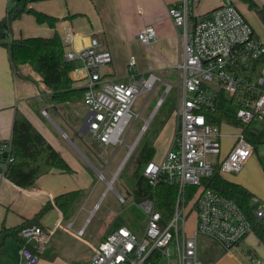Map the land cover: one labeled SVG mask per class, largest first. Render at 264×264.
<instances>
[{
  "label": "built area",
  "instance_id": "built-area-1",
  "mask_svg": "<svg viewBox=\"0 0 264 264\" xmlns=\"http://www.w3.org/2000/svg\"><path fill=\"white\" fill-rule=\"evenodd\" d=\"M196 3L197 0H182L168 11L174 26L181 29L182 41V58L175 67L180 80L176 133L162 161L152 160L143 167V175L150 185L156 186L164 178L177 187L173 214L165 221L153 199L136 202L147 215L143 235L138 236L127 227L114 230L100 243L89 264H163L164 260V264H171L172 251L176 264H204L199 257L200 237L209 238L230 253L252 233V225L239 206L215 191L204 189L202 179L212 177L216 171L222 176L239 173L254 154L241 128L228 122L213 125L209 113L215 111L221 93L233 99L240 87H246L247 97L242 100L244 106L235 109L236 117L247 125L264 118V66L257 84L249 86L243 76L236 74L239 64L249 65L252 60L264 58V43L255 36L252 26L232 0H224L209 18L192 22V8ZM137 40L143 46L155 43V29L143 28ZM61 41L65 61L74 65L68 78L83 89L82 102L86 109L83 123L87 124V133L105 146L124 145L122 137L126 128L133 118L140 116L134 115L131 109L139 95L154 90L160 81L158 76L150 73L135 83L115 81L101 73V69L112 64L113 58L97 38L86 39L69 32L61 36ZM136 64V58L131 56L127 71L132 78ZM254 87L258 88L256 95L250 94ZM172 89L167 85L166 93ZM162 102L163 99L159 100L156 107ZM43 115L48 116L47 111H43ZM224 124L239 132L234 135L230 152L221 157V126ZM137 141L128 147L111 180L104 176L108 166L99 172L107 189H113ZM4 149L8 150V146ZM190 187L198 188L191 198L187 195ZM116 195L121 203L127 202L129 197ZM252 201L255 218L264 225V203L256 197ZM192 217L194 228L188 232ZM72 225L68 224V229ZM77 235L82 236L83 230ZM51 236V231L38 225L22 227L18 232L21 241L18 264H38Z\"/></svg>",
  "mask_w": 264,
  "mask_h": 264
},
{
  "label": "crops",
  "instance_id": "crops-1",
  "mask_svg": "<svg viewBox=\"0 0 264 264\" xmlns=\"http://www.w3.org/2000/svg\"><path fill=\"white\" fill-rule=\"evenodd\" d=\"M15 1L17 0H0V21ZM223 1L199 0L192 8V22L209 18ZM253 1V7L242 2L243 12L239 7L238 9L252 26L255 36L264 43V0ZM181 2L182 0H32L31 8L57 19L55 28L40 24L34 16L25 14L12 24L11 37L51 38L55 35L61 37L69 32L86 39L95 37L102 47L112 54L113 62L104 74L107 77L114 80L127 78L128 75L119 72L118 64L124 60L127 69L131 56L136 58V75L138 73L142 77L147 73L156 75V72L175 68L182 58V41L179 37L181 29L174 26L168 14L170 7ZM147 26L155 29L157 41L149 46H143L137 40V36ZM135 46L140 48V54H136L138 50ZM20 70L22 77L11 69L8 52L0 46V140L7 144L11 141L13 121L16 113L20 111L60 153L72 171L54 169L40 177L30 189L16 186L0 172V233L2 230L19 232L22 227L33 223L51 231L53 235L55 229L64 230L70 223L75 225L81 214L90 215L96 208L94 191L90 188L92 184L90 170L94 169V166L83 153L86 147L84 135L81 134L82 127L76 125L73 117L69 116V106L84 105L82 98L81 103L55 104L51 100V91L34 71L28 66H23ZM43 111H47L48 116H44ZM59 125L64 127L68 135L59 128ZM234 128L226 124L221 126V157H225L234 144V135L239 132ZM175 133L174 122L164 126L160 142L166 149L171 148ZM87 148L88 154L96 159L93 149L88 145ZM253 156L254 154L251 158ZM255 173L260 177L239 175L237 182L264 203V171L259 173L256 168ZM70 194L75 195L74 200L62 210L57 203H62L63 198L58 197ZM127 194L129 197L132 196ZM46 206H49L46 212L40 218H36ZM78 210L79 213L76 214ZM80 230L83 228L76 232ZM18 232L17 235L10 236L2 247L0 264H18L21 247ZM220 249L212 250L200 260L204 264L264 262V244L253 233L230 253L221 247ZM38 264L56 263L39 261Z\"/></svg>",
  "mask_w": 264,
  "mask_h": 264
},
{
  "label": "trees",
  "instance_id": "trees-1",
  "mask_svg": "<svg viewBox=\"0 0 264 264\" xmlns=\"http://www.w3.org/2000/svg\"><path fill=\"white\" fill-rule=\"evenodd\" d=\"M32 0H17L8 8L6 16L0 21V46L8 52L11 69L16 75L22 77L20 68L28 66L42 80L43 84L51 91V100L55 104L73 102L81 99L83 89L74 88L75 84L68 78L69 70L74 66L64 59V46L61 37H28L13 39L11 37L12 24L23 15L28 14L35 17L38 23L47 24L55 28L57 19L30 7ZM199 0H197L198 2ZM254 6L253 0H240ZM264 58L252 60L249 65L239 64L236 74L245 78L247 85L257 84L262 75ZM246 87H240L233 99H228L221 93L215 111L209 113L211 123L219 126L228 122L241 128L247 141L252 145L254 153L260 145L264 144V118L255 120L251 124H243L235 115V109L242 108V100L247 97ZM257 87L251 88L250 94H257ZM8 146V150L4 146ZM154 151L145 147L141 153V163L145 166L153 160ZM10 158V161L8 159ZM8 161V162H7ZM7 162V163H6ZM6 167L2 170V165ZM264 170V159H260ZM71 172L72 169L60 153L48 142L42 133L32 122L20 111L15 115L13 121L11 141L7 144L0 140V172L4 177L22 189L32 188L37 180L50 173L52 170ZM136 184L132 192L133 199L139 202L144 199H153L156 209L161 213L165 221L172 216L177 199V187L169 184L161 178L156 186L149 184L143 175L141 168L135 173ZM204 189L215 191L222 196L235 202L252 225V233L264 244V225L255 218L253 201L254 195L243 185L227 180L219 172L209 178L202 179ZM198 188L190 187L187 195L191 198ZM74 194L61 196L62 203H57L63 210L74 200ZM49 206L44 207L36 218H40ZM30 225H33L30 224ZM18 232V231H17ZM16 231H1L0 251L6 240L17 235Z\"/></svg>",
  "mask_w": 264,
  "mask_h": 264
},
{
  "label": "rangeland",
  "instance_id": "rangeland-1",
  "mask_svg": "<svg viewBox=\"0 0 264 264\" xmlns=\"http://www.w3.org/2000/svg\"><path fill=\"white\" fill-rule=\"evenodd\" d=\"M234 3L241 10V7H243L242 1L234 0ZM135 49L138 50V52L135 53L140 54V48L135 46ZM125 64L124 60L118 64L119 72L128 75V77L124 80L115 81L135 83L141 81L144 77H148L149 73L144 77L138 73L132 78L129 76ZM109 67L101 69V73L105 74ZM156 75L160 81L156 84L154 90L139 95L131 109L134 115L139 114L140 116L136 119L133 118L126 128L122 137L124 145L105 146L95 142L91 134L87 133L84 135L86 148L83 149V153L94 166V169L90 170L92 176L90 188L91 191H94L96 208H94V211L90 215L81 214L78 222L72 225L70 229H68V227L64 230L62 228L58 230L55 229L56 231H53V235L46 244V250L40 257V262L49 261L56 264H89L93 253L97 250L103 239L112 233V230H117L120 227H127L138 236L143 235L147 224V215L138 204L135 203L132 196H127V193L130 195L132 194L136 184L135 173L138 172L140 168L142 171L144 167L141 163V151L145 147L153 149V160L156 163H160L170 149H166L165 145L160 142L161 132L167 123L174 122L176 125L177 122L176 108L179 91L178 86L180 84L178 70L176 68H171L156 72ZM167 85L173 88L169 93H166ZM78 87L80 86H74V88ZM161 99H163L162 104L156 107L158 101ZM73 102L81 103V99L77 98ZM69 107V116L73 117L75 124L79 125L81 128L85 120L86 110L82 104ZM145 121H148V125L146 129L142 131ZM59 128L68 135L62 125H59ZM69 138H71V135ZM137 139L138 143L133 153L120 170L117 180L112 186L113 189H107L106 183L100 180L99 172H103L105 167L108 166V170L105 171L104 176L107 180H111L113 173L118 170L126 156L128 147L133 145ZM87 145L95 152L96 159L92 158L91 154H88ZM260 159H264V144L259 146V150L254 153L253 158L245 165L243 171L239 173H227L225 177L227 180L229 179V181L234 182H237L239 175H250L253 176V178L260 177L255 173L256 168L259 173L264 171ZM116 193H119L123 197H128L127 202L121 203ZM260 203L263 202L260 201ZM78 213L79 210L76 214ZM191 219L192 221H190L188 226V232L192 231L194 228V217ZM81 228H83V235L78 236L76 231ZM212 250L220 251L221 249L216 242L207 237H200L199 257L204 258L205 255H208ZM165 262L166 260L163 261V264ZM171 264H176L173 251L171 252Z\"/></svg>",
  "mask_w": 264,
  "mask_h": 264
},
{
  "label": "water",
  "instance_id": "water-1",
  "mask_svg": "<svg viewBox=\"0 0 264 264\" xmlns=\"http://www.w3.org/2000/svg\"><path fill=\"white\" fill-rule=\"evenodd\" d=\"M81 134L86 135L87 134V124L83 123L81 128Z\"/></svg>",
  "mask_w": 264,
  "mask_h": 264
},
{
  "label": "bare ground",
  "instance_id": "bare-ground-1",
  "mask_svg": "<svg viewBox=\"0 0 264 264\" xmlns=\"http://www.w3.org/2000/svg\"><path fill=\"white\" fill-rule=\"evenodd\" d=\"M138 143V142H137Z\"/></svg>",
  "mask_w": 264,
  "mask_h": 264
}]
</instances>
